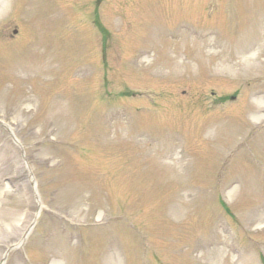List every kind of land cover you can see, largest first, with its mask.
Wrapping results in <instances>:
<instances>
[{
	"label": "rangeland",
	"instance_id": "obj_1",
	"mask_svg": "<svg viewBox=\"0 0 264 264\" xmlns=\"http://www.w3.org/2000/svg\"><path fill=\"white\" fill-rule=\"evenodd\" d=\"M1 120L0 264H264V0H2Z\"/></svg>",
	"mask_w": 264,
	"mask_h": 264
},
{
	"label": "bare ground",
	"instance_id": "obj_2",
	"mask_svg": "<svg viewBox=\"0 0 264 264\" xmlns=\"http://www.w3.org/2000/svg\"><path fill=\"white\" fill-rule=\"evenodd\" d=\"M2 0H0V2H1Z\"/></svg>",
	"mask_w": 264,
	"mask_h": 264
}]
</instances>
